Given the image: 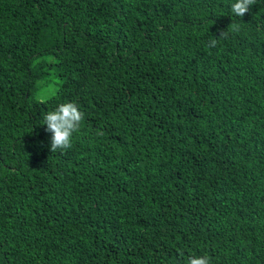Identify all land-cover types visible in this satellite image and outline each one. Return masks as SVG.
I'll return each instance as SVG.
<instances>
[{"label": "trees", "instance_id": "16d2710c", "mask_svg": "<svg viewBox=\"0 0 264 264\" xmlns=\"http://www.w3.org/2000/svg\"><path fill=\"white\" fill-rule=\"evenodd\" d=\"M233 2L0 0V264H264V0Z\"/></svg>", "mask_w": 264, "mask_h": 264}, {"label": "clouds", "instance_id": "9594fccd", "mask_svg": "<svg viewBox=\"0 0 264 264\" xmlns=\"http://www.w3.org/2000/svg\"><path fill=\"white\" fill-rule=\"evenodd\" d=\"M255 2L256 0H234L230 6V11L234 16L242 18ZM232 29L238 31L239 25L233 24ZM221 36H226V33L221 31L219 37ZM218 38L211 37L209 47H215ZM83 119V113L71 102L61 103L53 111L46 113L43 118V125H46L45 131L51 133L49 151L62 152L71 148L74 134L79 132ZM187 264H210V260L206 255L203 257L192 255L188 257Z\"/></svg>", "mask_w": 264, "mask_h": 264}, {"label": "rangeland", "instance_id": "374dc122", "mask_svg": "<svg viewBox=\"0 0 264 264\" xmlns=\"http://www.w3.org/2000/svg\"><path fill=\"white\" fill-rule=\"evenodd\" d=\"M46 91H47V89H42L40 87H37L36 90L34 91L33 95L37 98H43L47 95Z\"/></svg>", "mask_w": 264, "mask_h": 264}]
</instances>
